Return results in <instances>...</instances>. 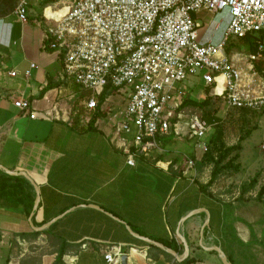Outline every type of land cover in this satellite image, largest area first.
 <instances>
[{
  "label": "crops",
  "instance_id": "obj_1",
  "mask_svg": "<svg viewBox=\"0 0 264 264\" xmlns=\"http://www.w3.org/2000/svg\"><path fill=\"white\" fill-rule=\"evenodd\" d=\"M18 1L0 0V172L28 180L37 204L29 216L32 207L26 215L20 194L0 199V264H52L62 245V264H107L103 252L110 245L120 251L114 264L123 254L125 264H173L180 260L165 249L182 257L183 242L191 264H222L215 246L231 264H264V194L256 198L264 183L262 155L247 165L237 161L232 178L241 180L234 186L220 185L230 175L223 172L206 189L209 164L183 169L184 156L197 160L202 153L183 133L156 136V147L127 164L122 148L134 127L114 128L124 94L112 91L98 102L99 116L88 128L80 118L84 90L62 78L60 55L43 47L42 7L65 8L70 0H29L24 20L15 12ZM212 17L194 14L200 32ZM15 97L25 98L35 116L16 108ZM205 235L212 239L207 245L200 242Z\"/></svg>",
  "mask_w": 264,
  "mask_h": 264
},
{
  "label": "built area",
  "instance_id": "obj_2",
  "mask_svg": "<svg viewBox=\"0 0 264 264\" xmlns=\"http://www.w3.org/2000/svg\"><path fill=\"white\" fill-rule=\"evenodd\" d=\"M28 1L19 0L15 7L21 20ZM200 10L223 18L217 39L211 38L212 31L205 33L207 26L199 31L194 14ZM41 16L46 22L43 47L60 55L62 78L89 91L82 120L88 122L105 86L124 94L114 128L128 133L130 125L134 127L130 145L123 143L122 148L127 164H133L134 155L156 147V136L170 131L195 138L200 150H206L205 134L216 122L188 105L176 109L185 83L194 77L227 107L264 112V75L253 65L264 57V36L259 37L264 32V0H70L65 8L44 5ZM218 25L215 21L212 29ZM245 35L255 36L256 49L245 55L243 70L240 55H226L224 48L229 39ZM12 104L35 116L25 98L15 97ZM193 163V157L182 158L184 171ZM200 242L211 243V236ZM119 255L114 245L103 252L107 264L116 263Z\"/></svg>",
  "mask_w": 264,
  "mask_h": 264
},
{
  "label": "rangeland",
  "instance_id": "obj_3",
  "mask_svg": "<svg viewBox=\"0 0 264 264\" xmlns=\"http://www.w3.org/2000/svg\"><path fill=\"white\" fill-rule=\"evenodd\" d=\"M215 21H218L219 25L217 29L213 30L212 26ZM223 27L224 21L222 17H212L211 22H209L206 27L205 33L206 31H212L211 38L215 40L221 35ZM226 46L227 49H225ZM225 48L224 50L226 55H233L235 53L240 55L242 59L238 61V65H240L243 70H246L245 55L248 52H251L247 41L241 40L240 38L229 39L225 45ZM261 59H264V57ZM261 71L264 72V66L262 67ZM205 86L206 85H203V83L197 77L192 78L189 84H185L186 91L184 95H181L182 98L194 97L195 99L200 100L205 95L209 97V102L204 107L200 108L197 106L188 105L186 108L195 110L197 113L202 114L203 116L209 114L211 117H213L212 121H215L216 125L221 128L222 140L225 144L235 143L240 135H245V132L249 131V134L240 141L241 147L238 151L239 156L237 161H239L241 165H247L251 160L260 155H262V158H264V148L260 147V145L264 144V112L247 108L227 107L218 97H213L212 94L209 93V86L208 88ZM180 98L181 97H176L177 100ZM214 127V124L209 126L204 140H208V138L213 133ZM256 147L259 148L260 152L255 151ZM209 170L210 168H208L206 171L207 174L209 173ZM231 172L232 171H227V173L230 174L229 177L227 174H224L219 178L218 181L220 182V185L223 186L226 184V186L229 185L228 187H232L234 186V180H241L240 175H237L238 177L232 178L233 172Z\"/></svg>",
  "mask_w": 264,
  "mask_h": 264
},
{
  "label": "trees",
  "instance_id": "obj_4",
  "mask_svg": "<svg viewBox=\"0 0 264 264\" xmlns=\"http://www.w3.org/2000/svg\"><path fill=\"white\" fill-rule=\"evenodd\" d=\"M264 36V32L259 35ZM241 40L247 41L248 46L252 51L256 49V43H255V36L254 35H245L244 37L240 38ZM227 49V46L226 48ZM262 55L264 56V49L262 50ZM264 66V59H259L254 61V68L264 75V72H262V67ZM208 88V86H205ZM84 90V89H83ZM113 89L109 88L108 86H105L102 91L96 96L97 98V104L98 102H101L104 97L111 93ZM85 97L89 95L88 90H84L82 93ZM209 102L208 96H203L200 100L195 99L194 97H185L182 98L179 105L177 106V110L182 108L185 105H192L197 107H204ZM81 110V109H80ZM99 116L98 110L95 108L93 110V113L90 115V118L87 123V127L90 128L92 123L94 122L95 118ZM204 118L211 122L213 120V117H211L209 114L204 116ZM76 118L73 116L72 124L75 123ZM215 127L213 129V133L206 141V150L201 153V155L198 157L197 160L194 159V167L196 169L201 168L204 165L209 164L210 170H209V178L208 180L201 185L203 189H206L208 186H210L213 181L223 172L232 171L237 172L239 169V163L237 162L238 159V151L241 147V140H243L248 134L249 131H246L245 135H240L237 138V141L232 144H225L222 140V131L219 126L214 124ZM264 140V138H263ZM21 188V190H19ZM24 191V192H22ZM5 193H9L14 196H18L19 194L22 196V200L26 201V208L25 213L28 215L29 211L31 210L32 204H33V191H32V185L28 180H26L23 176H12L8 175L4 172H0V199L5 198ZM264 194V183L259 187L258 192L256 194V198H260V196ZM19 198H17L18 200ZM21 200V199H20ZM31 235L37 234L39 231H31ZM164 246L173 250H177L176 246L172 242H164ZM64 251V245H62L60 248H58L54 261L52 264H62L61 255ZM160 252L167 254L163 249H159ZM192 259L188 256L184 257L180 261H176L173 264H191Z\"/></svg>",
  "mask_w": 264,
  "mask_h": 264
},
{
  "label": "water",
  "instance_id": "obj_5",
  "mask_svg": "<svg viewBox=\"0 0 264 264\" xmlns=\"http://www.w3.org/2000/svg\"><path fill=\"white\" fill-rule=\"evenodd\" d=\"M7 173H9V174H16V172H14V171H10V170H5ZM18 174H21V175H23V173H20V172H17ZM35 191H36V189H35ZM36 204H37V197L35 198V200H34V202H33V206H32V210H31V212L29 213V216L32 214V212L35 210V207H36ZM92 206H94L95 208H99V207H97L96 205H92ZM46 224H48V223H46ZM43 226H40V227H38V228H42ZM138 237H141L142 239H144V240H146V241H150V242H152V243H154L156 246H158V247H160V248H163V246H162V244H160V243H157V242H155V241H152V240H150L149 238H146V237H142V236H139V235H137ZM183 246H184V254H183V256L182 257H177V255L173 252V251H171V250H169V249H165L167 252H169V253H171L173 256H175V259L176 260H181L186 254H187V251H188V248H187V245H186V243H184L183 242ZM212 249L213 250H215L219 255H220V260H221V263L222 264H231L229 261H228V259L226 258V256L224 255V253L218 248V247H212ZM125 255L123 254V255H121V257H120V261H121V264H125Z\"/></svg>",
  "mask_w": 264,
  "mask_h": 264
},
{
  "label": "bare ground",
  "instance_id": "obj_6",
  "mask_svg": "<svg viewBox=\"0 0 264 264\" xmlns=\"http://www.w3.org/2000/svg\"><path fill=\"white\" fill-rule=\"evenodd\" d=\"M221 84H219L216 88L215 91H218L220 89Z\"/></svg>",
  "mask_w": 264,
  "mask_h": 264
}]
</instances>
